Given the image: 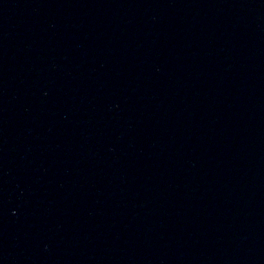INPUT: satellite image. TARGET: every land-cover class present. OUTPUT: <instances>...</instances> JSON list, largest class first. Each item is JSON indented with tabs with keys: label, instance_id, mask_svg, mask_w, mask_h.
Segmentation results:
<instances>
[{
	"label": "water",
	"instance_id": "95a60500",
	"mask_svg": "<svg viewBox=\"0 0 264 264\" xmlns=\"http://www.w3.org/2000/svg\"><path fill=\"white\" fill-rule=\"evenodd\" d=\"M0 264H264V0H0Z\"/></svg>",
	"mask_w": 264,
	"mask_h": 264
}]
</instances>
